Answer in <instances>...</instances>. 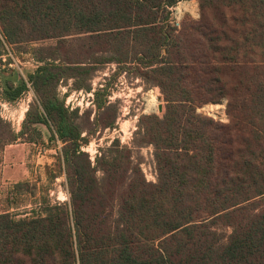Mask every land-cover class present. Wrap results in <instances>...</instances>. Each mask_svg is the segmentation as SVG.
Segmentation results:
<instances>
[{"label": "trees", "instance_id": "obj_1", "mask_svg": "<svg viewBox=\"0 0 264 264\" xmlns=\"http://www.w3.org/2000/svg\"><path fill=\"white\" fill-rule=\"evenodd\" d=\"M182 1L0 0V59L22 50L37 64L26 79L0 75L4 100L28 82L35 93L19 133L0 117V164L43 125L62 145L48 182L64 176L69 197L43 186L32 210L0 213V264H264V0H197L199 18L178 27ZM109 65L114 80L160 88L166 111L141 115L132 145L116 139L93 160L84 148L118 114L110 85L92 87ZM68 80L94 93V121L59 97ZM207 104H225L228 122L198 111ZM14 188L16 199L30 185Z\"/></svg>", "mask_w": 264, "mask_h": 264}, {"label": "rangeland", "instance_id": "obj_2", "mask_svg": "<svg viewBox=\"0 0 264 264\" xmlns=\"http://www.w3.org/2000/svg\"><path fill=\"white\" fill-rule=\"evenodd\" d=\"M174 16L180 21L183 18L190 16L193 19H198L199 3L197 0H185L180 2L175 10ZM11 62L7 64L8 57L0 59V75L5 72L6 75L10 71L18 72L21 77L27 78L29 72L36 70L37 64L35 58L29 53L22 50L9 51ZM9 69V70H8ZM117 71L116 65H109L98 71L92 80L94 90L101 89L106 85H110V100L117 108V119L113 128L100 130L97 135L91 140L90 145L84 150L90 154L92 159H95L96 154L101 148L111 145L112 141L119 139L124 145H132L134 133L137 130V123L141 115L157 114L163 116L166 111V102L160 88H146L141 79L128 77L126 73L120 75L114 80V73ZM29 90L17 101L9 102L0 96V117L9 122L14 131L19 133L22 130L23 122L26 119L27 113L35 101V93L28 82ZM93 90V91H94ZM0 92H2L1 76H0ZM59 97L64 100L65 106L72 111L79 108L82 115L86 111L91 112V120L94 121L97 114V109L94 103V93L84 90H76L73 86V81L68 80L61 83L58 88ZM67 96V97H65ZM154 100L157 104L155 110H150L149 101ZM158 102V103H157ZM198 111L202 114L213 117L216 120L224 123L228 122L226 116L225 104H207ZM23 120V121H22ZM36 128L41 136L36 142V146L32 147L29 154L27 167L32 172L29 179L24 182L29 183L30 189L24 190L18 198L14 200V205L18 207L17 214L24 215L32 210L39 200L43 186H49V195L55 201H67L68 189L66 178L60 176L56 179L53 185L49 184L46 167L54 168L56 164V156L61 148L60 142H51L49 138V130L43 125H37ZM153 147H145L140 154L144 158L142 168L150 182H156V166L154 160ZM37 188H34V185ZM7 189L5 186L0 187V212L6 204L4 195Z\"/></svg>", "mask_w": 264, "mask_h": 264}, {"label": "crops", "instance_id": "obj_3", "mask_svg": "<svg viewBox=\"0 0 264 264\" xmlns=\"http://www.w3.org/2000/svg\"><path fill=\"white\" fill-rule=\"evenodd\" d=\"M34 146H36V143H31L21 138L6 146L0 164V187L5 186L7 189L4 195L6 204L0 213L7 210L10 212L15 210V198L12 192L17 183L26 181L32 175L27 164L29 154ZM0 196H2L1 193Z\"/></svg>", "mask_w": 264, "mask_h": 264}, {"label": "built area", "instance_id": "obj_4", "mask_svg": "<svg viewBox=\"0 0 264 264\" xmlns=\"http://www.w3.org/2000/svg\"><path fill=\"white\" fill-rule=\"evenodd\" d=\"M175 8H176V7H174V8L171 9V10H172V19H173V23H174L176 26L180 27V24H181L180 19H179V18L177 19V18L174 16V10H175Z\"/></svg>", "mask_w": 264, "mask_h": 264}, {"label": "bare ground", "instance_id": "obj_5", "mask_svg": "<svg viewBox=\"0 0 264 264\" xmlns=\"http://www.w3.org/2000/svg\"><path fill=\"white\" fill-rule=\"evenodd\" d=\"M150 104L148 105L150 110H155L157 108V104L154 100L149 101ZM158 103V102H157ZM23 121V120H22Z\"/></svg>", "mask_w": 264, "mask_h": 264}]
</instances>
